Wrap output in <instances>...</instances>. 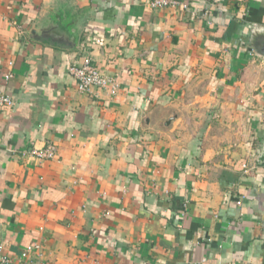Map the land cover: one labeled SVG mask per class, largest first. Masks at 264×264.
<instances>
[{"label": "crops", "instance_id": "0c3cea01", "mask_svg": "<svg viewBox=\"0 0 264 264\" xmlns=\"http://www.w3.org/2000/svg\"><path fill=\"white\" fill-rule=\"evenodd\" d=\"M150 1L0 0L14 264L37 244L44 264H264V0ZM49 25L75 46L31 36ZM86 59L114 95L78 92ZM49 144L53 160L22 156Z\"/></svg>", "mask_w": 264, "mask_h": 264}, {"label": "built area", "instance_id": "2783aa9c", "mask_svg": "<svg viewBox=\"0 0 264 264\" xmlns=\"http://www.w3.org/2000/svg\"><path fill=\"white\" fill-rule=\"evenodd\" d=\"M149 5L153 9L187 7L181 4L178 0H151ZM69 74L76 82V88L79 93L91 94L95 89L108 91L114 95L118 88V82L115 78L103 74L90 59H86L82 64L69 68ZM15 102L6 95L0 94V111L4 108H12ZM22 156L30 157L39 161L53 160L57 156V149L54 145H46L40 149H30L24 151ZM245 167V166H244ZM40 245L27 246L23 249L19 260L28 262V264H44L37 259L40 253ZM1 250V248H0ZM34 255L36 257H34ZM0 262L3 264H14L11 259L5 256H0Z\"/></svg>", "mask_w": 264, "mask_h": 264}, {"label": "water", "instance_id": "95a60500", "mask_svg": "<svg viewBox=\"0 0 264 264\" xmlns=\"http://www.w3.org/2000/svg\"><path fill=\"white\" fill-rule=\"evenodd\" d=\"M40 30L41 31L33 30L31 36L37 40H43L49 43L54 42L66 49H72L75 46V43L67 34L59 32L57 26L49 25L47 27H42ZM254 50L256 55H264V47H261L258 51H256V48H254Z\"/></svg>", "mask_w": 264, "mask_h": 264}]
</instances>
